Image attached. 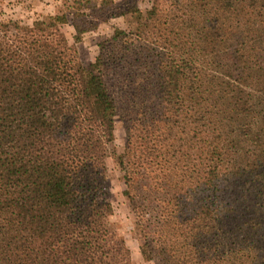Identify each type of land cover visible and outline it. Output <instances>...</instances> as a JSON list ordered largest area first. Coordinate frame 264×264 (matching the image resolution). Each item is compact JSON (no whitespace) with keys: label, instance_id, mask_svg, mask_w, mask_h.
I'll use <instances>...</instances> for the list:
<instances>
[{"label":"trees","instance_id":"16d2710c","mask_svg":"<svg viewBox=\"0 0 264 264\" xmlns=\"http://www.w3.org/2000/svg\"><path fill=\"white\" fill-rule=\"evenodd\" d=\"M113 17L130 28L88 65V25L72 43L66 13L0 17V264H132L109 222L112 155L145 261L264 264V0Z\"/></svg>","mask_w":264,"mask_h":264},{"label":"rangeland","instance_id":"374dc122","mask_svg":"<svg viewBox=\"0 0 264 264\" xmlns=\"http://www.w3.org/2000/svg\"><path fill=\"white\" fill-rule=\"evenodd\" d=\"M75 0H0V17L20 19L31 23L47 14L66 13L72 23L64 27V32L73 43L75 24L89 29L82 33L81 41L76 45L80 59L88 65L100 53V43L113 33L114 27L129 29L130 24L124 17H113L122 10L136 6L142 10L151 7L152 0H82L83 7L76 9ZM102 1L107 2L102 4ZM110 18L108 21H104ZM87 23V24H86ZM85 24V25H83ZM86 27V28H88ZM114 152L122 154L126 143V130L123 121L117 118L115 124ZM108 167V199L114 207V214L109 218L112 227L125 239L131 253L132 264H155L147 262L141 252L142 234L134 214L131 212L129 201L124 195L125 183L123 173L117 165V158L112 155L107 159Z\"/></svg>","mask_w":264,"mask_h":264}]
</instances>
